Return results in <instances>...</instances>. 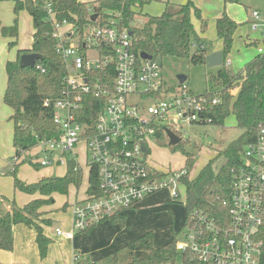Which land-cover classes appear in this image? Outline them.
<instances>
[{"label":"built area","instance_id":"2783aa9c","mask_svg":"<svg viewBox=\"0 0 264 264\" xmlns=\"http://www.w3.org/2000/svg\"><path fill=\"white\" fill-rule=\"evenodd\" d=\"M46 10L55 50L66 72L61 97L52 103L59 136L36 138L35 146L22 155L36 150L42 157L35 164L42 167L66 166L69 156L79 165L75 150L81 144L89 168L96 167L97 191L90 195L85 192V197L72 205V230L54 229L57 236L69 238L135 208L163 189H169L170 197L176 198L188 171H162L151 166L147 144L157 142L158 131L168 143L167 130L180 138L183 124L211 125L212 119L205 112L220 99L214 92L196 95L185 82L167 85L159 60L137 56L131 50V36L117 27L116 20L87 25L77 34L72 25L60 24L49 6ZM252 18L251 29L264 32L259 13L252 12ZM191 47L204 48L195 42ZM257 51L264 54V44ZM237 90L233 87L229 94L235 97ZM86 97L103 103L93 124L79 121L83 116L88 118L83 114ZM44 104L49 106L50 102ZM18 160L14 158L12 169ZM231 172L227 215L216 222L203 213H190L182 226L185 232L175 245L178 252L190 254L201 264H259L262 245L258 234L264 223V128L260 127L256 140L245 146L241 163ZM4 174L0 170V176Z\"/></svg>","mask_w":264,"mask_h":264},{"label":"trees","instance_id":"16d2710c","mask_svg":"<svg viewBox=\"0 0 264 264\" xmlns=\"http://www.w3.org/2000/svg\"><path fill=\"white\" fill-rule=\"evenodd\" d=\"M14 15L11 27H0L1 35L9 39L8 47L16 45L18 36L17 15L25 11L31 18L33 27L32 46L29 50H18L14 61L5 65L6 87L3 103L11 111L9 120L13 124L12 147L14 158L36 144V138H58L59 129L53 122V101L61 97L66 76L63 61L56 53V41L52 38L53 26L47 21L49 6L55 19L61 24L72 25L77 34L83 27L91 24H105L109 18L116 20L120 30L131 32V50L139 56L146 53L154 58L172 57L183 59L193 65H205V51L192 50L191 44L200 41L192 24V17L200 20L201 30L205 24L201 20L200 10L191 1L184 5L165 2V8L159 16L141 13V8L150 0H95L79 2L78 0H13ZM140 9V11H139ZM97 15V22L91 17ZM142 23L139 25L138 22ZM240 27L225 13L216 20L215 31L222 42V64L217 73L210 78L211 89L220 99V103L206 110L205 115L212 119L213 126H222L229 115L234 117L235 127L241 131L240 136L222 150L217 151L195 177H190L195 159L194 155L183 152L184 168L189 175L181 181L185 190L184 212L187 222L190 213L198 212L207 215L216 222H221L227 215L226 204L231 194V170L241 163L245 146L254 142L259 128H264V54L258 53L236 74L225 66L233 36ZM255 46L258 42L254 41ZM38 54L40 60L34 68H21L19 61L24 54ZM238 88L237 95L232 97L229 90ZM48 100L49 106L44 102ZM103 106L102 102L92 97L84 98V115L88 118L79 120L84 124H93V118ZM157 142L166 145L162 131L157 133ZM177 146V145H176ZM174 146V147H176ZM171 147V148H174ZM178 148V147H177ZM67 170L60 177H45L38 182L27 184L17 177L16 168L12 172L13 189L36 198L23 207L15 206L4 197H0V250L10 252L13 247L12 229L23 224L36 231V244L40 257L46 255L49 239L43 235L44 226L50 220H42L43 208L50 206L53 195L66 196L70 186L80 187L83 171L72 157L67 159ZM36 170L42 168L34 164ZM86 194H95L98 178L95 166H90L87 178ZM3 203H11L8 211L3 210ZM225 203V205L223 204ZM112 224L125 226V216H112L107 219ZM106 220V221H107ZM91 230V229H90ZM89 231V230H87ZM86 232V231H85ZM161 247H155L153 234H144L127 244L120 252L113 254L114 264H201L187 253L176 250L178 239ZM258 239L261 241L259 264H264V223L260 228ZM75 264H85L76 260Z\"/></svg>","mask_w":264,"mask_h":264},{"label":"rangeland","instance_id":"374dc122","mask_svg":"<svg viewBox=\"0 0 264 264\" xmlns=\"http://www.w3.org/2000/svg\"><path fill=\"white\" fill-rule=\"evenodd\" d=\"M94 1V0H81ZM163 1L166 0H150L141 8V13L144 15L155 16L163 11ZM184 3L187 0H181ZM193 5L200 10L201 20L206 24L204 30L200 29V20L195 17L192 22L195 26V31L201 36L202 42L206 47L207 53H216L218 47L221 48V40L215 31V20L222 14L226 13L233 18L237 23H248L251 21L252 12H257L260 15V22L264 23V0H190ZM178 2V0H169V3ZM180 3V2H179ZM140 11V9H139ZM148 13V14H147ZM245 24L240 31L241 34L234 36L232 47L227 55L226 60L230 62L227 66L228 70L236 74L243 66L251 61L258 54L257 48L264 44V32L262 30L252 31L249 24ZM245 41H250L245 44ZM254 41L258 42L255 46ZM75 44V42H72ZM196 48L192 47V50ZM162 65L163 80L167 85H177V75L186 77L185 87L196 95L205 94L211 91L210 78L215 75L219 67H206L205 65H193L183 59L165 57L162 59L156 58ZM136 102V98H130ZM145 105L149 102H145ZM181 142L171 148L166 142V145H160L158 142L151 141L147 144L149 153L147 155L148 162L162 171L169 169H179L185 166V156L183 152L194 155L195 163L191 171V177H195L198 171L203 168L211 156L219 150H222L229 143L236 140L241 131L235 127L234 117L229 115L225 118L223 125H197L187 126L182 125L179 130ZM178 147V148H177ZM77 154L78 152L75 151ZM13 157V156H9ZM42 157L37 155L36 150L23 154L25 162L18 171V177H21L27 183H35L43 177H60L65 173L63 167L49 165L36 170L33 165ZM10 158V159H11ZM30 162V163H29ZM81 168L83 171V182L79 189L83 191L86 185L89 166L85 161V157L80 158ZM12 179V172H7L6 176L0 177L4 183L3 191L12 195L9 182ZM75 186H70L68 194L65 197H56L57 204L64 202L71 203L74 200L76 191ZM178 196L174 199L170 197V190L163 189L155 195L140 202L131 210L124 211L127 215V223L132 232L136 234L138 231L150 229L153 231L155 247H159L171 241L174 235L177 239L185 232L182 228L185 214L184 201L185 190L183 186L178 188ZM17 195V193H16ZM82 192L80 193V197ZM180 229V230H179ZM179 230V231H178Z\"/></svg>","mask_w":264,"mask_h":264},{"label":"crops","instance_id":"0c3cea01","mask_svg":"<svg viewBox=\"0 0 264 264\" xmlns=\"http://www.w3.org/2000/svg\"><path fill=\"white\" fill-rule=\"evenodd\" d=\"M78 1L88 3V1H81V0ZM188 1L190 0H187L184 3V1L178 0V2H173L171 4L184 5ZM165 2L169 3V0L163 1L164 8H165ZM195 7L198 8L197 6ZM162 12L155 16L161 15ZM223 14L224 13H222L218 18H220ZM15 17L16 16L14 15V1L0 0V27H11L13 25ZM231 19L235 21L233 18ZM253 21L254 19L252 18V15H251V21L249 23L247 20L245 21V23H237L235 21L237 24L240 25V27L235 32L234 36L237 33L241 34L240 31L243 29L244 25L247 23L251 25ZM17 24H18V36L16 39V45L12 48L8 47L9 39L4 38L0 32V170L5 172V174L0 177L6 176L7 172H11L14 168H16L17 177H18V171L25 162L24 160H22L23 159L22 158L23 155H22L17 161V163L14 164V168L12 169V165L14 163V149L12 147L13 124L9 120L11 116V111L6 105H4L2 99L6 87V72H5L6 63L8 61H14L16 59L18 50H29L32 46V36H33L32 21L30 16L25 11H21L17 15ZM192 24L194 30H196L193 22ZM200 29H202L201 23H200ZM196 35L200 41V45L204 46L203 50L205 51L206 56L209 55V53H207L206 51V47L204 43L202 42L201 36L198 35L197 33ZM249 42L250 41H248L247 43V41H245V44H249ZM221 48H222V42H221ZM216 52L222 53V49L218 47ZM213 53L215 52L213 51ZM219 68H221V66ZM211 91L213 90L211 89ZM75 151L78 152V154L75 152V155L77 157V162L81 167L80 158L85 157V161H87L83 145L80 144ZM9 156H13V157L11 158ZM52 165L63 167L65 169V172L67 170L66 168L67 166L65 165H58V164H52ZM18 178L22 182L27 183L21 177ZM87 178H88V174H87ZM3 183L4 182L0 180V197L6 198L8 202H13L15 206L19 208L23 207L30 201L39 198L38 195L30 196L15 191L13 189L12 179L11 182H9V185L11 187V191L13 192V194L9 195L10 193L7 194V192L3 191V185H4ZM27 184H31V183H27ZM87 186L88 185L86 181V185L83 188V191H81V189L79 188H76L77 190L75 191V193H73L74 200L71 203H68L66 201L63 204H57L55 198L65 197V196H60L55 194L53 195V201L51 205L42 209V211L45 212V214L41 217V219L51 221V224L49 226H44V224H41L43 228V235L46 238H48L50 241L46 255L43 258L40 257L39 249L36 244V231L33 228H29L23 224H18L15 225L12 229V234H13L12 250L10 252L0 250V264H75V259H74L75 255L78 256L79 261L81 260L82 262H85V264H114L112 258L114 253L120 252L122 248H124V246L135 241L137 238H139L144 234H147L149 232L153 234V231H150V229L138 231L136 232V234L132 232L129 224L127 223V215L122 213L118 216H125L126 218L125 226H122L120 224H112L110 221L107 220L89 231L82 233H74L73 236L69 238H63L57 236L54 232L55 228H61L62 230L67 232L72 230V221H73L72 205L75 202L82 200L85 197ZM81 192L82 195L80 197ZM143 201H145V199ZM2 207L4 211H8L11 208V203H3ZM153 240H154V235H153ZM163 245H160L159 247Z\"/></svg>","mask_w":264,"mask_h":264},{"label":"water","instance_id":"95a60500","mask_svg":"<svg viewBox=\"0 0 264 264\" xmlns=\"http://www.w3.org/2000/svg\"><path fill=\"white\" fill-rule=\"evenodd\" d=\"M97 17V15H93L91 17V21H94L95 18ZM142 22L139 21V25L141 24ZM132 33L129 32V36H131ZM140 58L143 59V60H150L152 58L151 55H148L146 53H141L139 54ZM40 55L38 54H24L20 57V61H19V64H20V67L21 68H34L35 67V64L38 60H40ZM222 64V53L221 52H216V53H212V54H209L205 57V66L206 67H219L221 66ZM176 80L178 81L179 84H182L183 82L186 81V77L183 76V75H177L176 77ZM166 135L169 139V146H176L180 143V138H178L176 135H174L172 132L170 131H166ZM145 149L143 148V151Z\"/></svg>","mask_w":264,"mask_h":264}]
</instances>
